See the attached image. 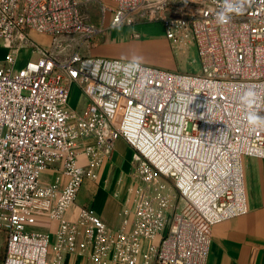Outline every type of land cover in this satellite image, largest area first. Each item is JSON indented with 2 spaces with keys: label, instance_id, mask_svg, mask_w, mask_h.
I'll use <instances>...</instances> for the list:
<instances>
[{
  "label": "built area",
  "instance_id": "built-area-1",
  "mask_svg": "<svg viewBox=\"0 0 264 264\" xmlns=\"http://www.w3.org/2000/svg\"><path fill=\"white\" fill-rule=\"evenodd\" d=\"M89 3L101 23L82 10ZM221 3L0 0L9 49L0 62V264H64L67 254L81 264H206L213 225L249 210L244 157L264 158V127L247 119L264 114V0L224 25ZM154 21L169 39L195 43L200 73L81 50L109 26ZM34 33L60 52L78 42L60 56ZM23 49L37 55L20 64ZM74 82L88 98L81 110L68 104ZM248 91L251 104L241 99ZM121 137L136 152L118 224L88 202L73 214Z\"/></svg>",
  "mask_w": 264,
  "mask_h": 264
},
{
  "label": "crops",
  "instance_id": "crops-1",
  "mask_svg": "<svg viewBox=\"0 0 264 264\" xmlns=\"http://www.w3.org/2000/svg\"><path fill=\"white\" fill-rule=\"evenodd\" d=\"M26 51L29 57L37 55ZM135 152L125 138H118L110 157L99 168L98 177L85 179L73 214L88 202L107 225L115 227L129 196ZM243 165L249 210L213 225L206 264H264V158L245 156ZM99 198L101 203L97 207ZM64 264H81V258L67 254Z\"/></svg>",
  "mask_w": 264,
  "mask_h": 264
},
{
  "label": "rangeland",
  "instance_id": "rangeland-1",
  "mask_svg": "<svg viewBox=\"0 0 264 264\" xmlns=\"http://www.w3.org/2000/svg\"><path fill=\"white\" fill-rule=\"evenodd\" d=\"M82 10L89 11V18L101 23L103 15L99 11L97 3H89L83 5ZM110 14L107 13L104 18L105 25H108ZM137 29L140 37H134L132 32ZM41 42L44 46L53 47V50L63 56L70 53L76 46L78 41H69L64 52L57 51L55 41L44 34L34 33V38ZM4 44H0V61L3 60L6 52ZM85 54L92 56H102L110 58H120L123 60L140 61L154 64L160 67L188 73H200L201 62L197 46L194 42L182 39H169L166 36V28L161 22H145L135 25L121 24L109 26L101 32L92 43H86L81 49ZM29 58L26 49L22 50L20 64ZM88 98L84 89L77 82L72 83L68 104L81 110L87 103ZM264 117V114H261ZM169 185H173L170 179L166 180ZM102 193V192H101ZM101 198L98 199L96 205L100 206ZM196 219L199 217L194 214ZM42 228V227H37ZM44 229V228H42ZM54 241V235L51 237V245ZM5 234L0 230V260L5 254Z\"/></svg>",
  "mask_w": 264,
  "mask_h": 264
},
{
  "label": "clouds",
  "instance_id": "clouds-1",
  "mask_svg": "<svg viewBox=\"0 0 264 264\" xmlns=\"http://www.w3.org/2000/svg\"><path fill=\"white\" fill-rule=\"evenodd\" d=\"M250 4V0H222L220 5V11L216 14V22L219 25L226 24L230 16L233 14L241 15L245 11L247 5ZM254 93L248 91L241 99L245 104H251ZM247 119L253 127H264V117L258 116L254 112H250Z\"/></svg>",
  "mask_w": 264,
  "mask_h": 264
}]
</instances>
